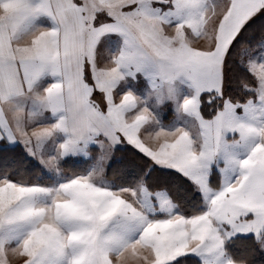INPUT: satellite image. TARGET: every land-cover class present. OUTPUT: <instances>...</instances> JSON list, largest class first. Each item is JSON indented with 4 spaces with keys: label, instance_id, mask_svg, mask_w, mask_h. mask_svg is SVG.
<instances>
[{
    "label": "snow or ice",
    "instance_id": "obj_1",
    "mask_svg": "<svg viewBox=\"0 0 264 264\" xmlns=\"http://www.w3.org/2000/svg\"><path fill=\"white\" fill-rule=\"evenodd\" d=\"M258 258L264 0H0V264Z\"/></svg>",
    "mask_w": 264,
    "mask_h": 264
},
{
    "label": "rangeland",
    "instance_id": "obj_2",
    "mask_svg": "<svg viewBox=\"0 0 264 264\" xmlns=\"http://www.w3.org/2000/svg\"><path fill=\"white\" fill-rule=\"evenodd\" d=\"M169 119H171V116H169ZM167 122V121H166Z\"/></svg>",
    "mask_w": 264,
    "mask_h": 264
},
{
    "label": "trees",
    "instance_id": "obj_3",
    "mask_svg": "<svg viewBox=\"0 0 264 264\" xmlns=\"http://www.w3.org/2000/svg\"><path fill=\"white\" fill-rule=\"evenodd\" d=\"M258 264H259V258H258Z\"/></svg>",
    "mask_w": 264,
    "mask_h": 264
}]
</instances>
